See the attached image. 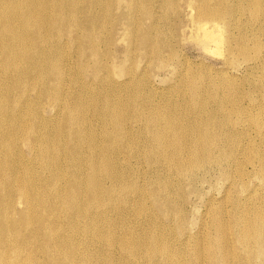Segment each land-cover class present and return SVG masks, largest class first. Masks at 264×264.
<instances>
[{"label": "bare ground", "instance_id": "bare-ground-1", "mask_svg": "<svg viewBox=\"0 0 264 264\" xmlns=\"http://www.w3.org/2000/svg\"><path fill=\"white\" fill-rule=\"evenodd\" d=\"M152 1L0 0V264H264V95L184 74L176 88L190 101L154 95V70H133L137 54L166 70L177 51L144 28L155 27ZM186 7L194 41L223 46L227 68L240 54L264 68V0ZM120 25L134 29L132 68L111 49ZM126 90L141 99L146 133L130 125ZM213 177L224 195L193 234L188 205Z\"/></svg>", "mask_w": 264, "mask_h": 264}, {"label": "rangeland", "instance_id": "rangeland-1", "mask_svg": "<svg viewBox=\"0 0 264 264\" xmlns=\"http://www.w3.org/2000/svg\"><path fill=\"white\" fill-rule=\"evenodd\" d=\"M180 1V0H179ZM182 1V2H181ZM180 1V4H179V2H178V0L177 1H175V4H176V2H178V6H175V5H173V9L171 8V9H169V7H170V4L168 5V7L166 8V9H163L162 8V3H161V1L160 0H153L152 1V4H151V7H152V12H153V17H154V20H155V27H152V20H147L146 22L144 21V23L145 24H143V26H144V28L147 30V29H149L148 31L149 32H153L152 34L155 36V39L157 40V41H159L161 44L162 43H173L174 44V49H175V51H177V57H176V60L173 62V64H172V67H173V69H172V67H170L169 69H166V70H156V69H154V64H155V62H156V60H154V57L151 59V57H150V60H149V55H148V57L145 55H141L140 57H139V54H137V58H139V60H138V62L136 61V63L135 64H133V62H132V59H128V61L126 60L127 58H126V51L125 50H127V48H128V44H129V34H128V31H130L131 30V26H130V30H129V27L128 26H126V29H125V27L124 26H122V25H120V26H118L117 28V33H115V37H116V39H115V42H114V45L111 47V49H112V52H116V53H118V54H116L115 52H114V55L117 57V56H119V57H117L118 59V62L120 63L121 61H127V63L126 64H128V65H126V66H128L129 68H132L133 67V65H136L135 67H133V70H135L136 71V73L138 72V71H140V70H142L143 68H145L146 66H147V68H152V69H150V70H154V75H152L151 76V85H152V89L153 90H151L152 92H154V95L156 94V91H157V93H161V92H164V93H166V92H168V94L170 93V95H171V98L175 101V103H177V102H179V103H181V102H183L182 101V98L185 100V101H190V96L188 95V94H183V93H179V92H177L178 90H177V82H179V80H181V77H182V75H183V79H186V80H191V79H196V81L197 82H199V84H203V83H206V81L207 82H211V80H212V82L214 83V82H221L222 80H224V78L225 79H227V80H229V79H233L235 82H238L237 84H239V86L241 85V87L240 88H242V90L241 91H244V92H248L249 90V93H251L252 94V96H256L255 97V99L256 100H259L260 102H262V97L260 96L261 94H263L264 95V68L262 69L261 67H254V68H248V65H249V63H245V61H244V58H242V55L240 54V55H238V56H236L237 58H236V62L238 63H235V64H233V65H228V68H227V65H226V62L223 60V59H225V57H224V54H226V50H224L223 48V46H221L220 47V50L219 49H217L216 50V52L215 51H207L206 49H204L202 46H201V44L200 45H198L199 44V42H197L196 40V42L194 41V39L196 38L195 36H196V34H193V33H195L194 31H193V23L190 21L191 20V18H189V17H191V15L188 17V15L189 14H192L193 15V13H194V10L192 11L190 8H187L186 7V2H187V0H181ZM189 1V0H188ZM185 4V5H184ZM172 6V5H171ZM175 6V7H174ZM182 6L183 8H184V10H185V12H184V10L182 9V11H181V14H177V12H178V9L180 8V7ZM117 6H115V8H116ZM178 7V9H176ZM114 8V9H115ZM172 10L174 11V12H172ZM179 10H181V8L179 9ZM190 10L192 11V12H190ZM115 12V11H114ZM166 12H167V14L168 15H166ZM173 14V15H172ZM166 15V16H165ZM171 15V16H170ZM175 15V16H174ZM139 16V15H138ZM246 16V17H245ZM249 16L250 15H244V19L246 20H249L250 18H249ZM140 17V16H139ZM142 17V16H141ZM152 17V18H153ZM167 18V20H166V18ZM169 17V18H168ZM181 17V18H180ZM187 17V18H186ZM180 18V19H179ZM179 19V20H178ZM158 20V21H157ZM160 20V21H159ZM169 20V21H168ZM172 20V21H171ZM174 20V21H173ZM181 20V21H180ZM150 21V22H149ZM167 21V22H166ZM176 21H178V22H176ZM180 21V22H179ZM184 21V22H183ZM187 21V22H186ZM188 21H189V23H188ZM169 22V23H168ZM249 22V21H248ZM157 23V24H156ZM176 23V24H175ZM178 23H179V25H178ZM181 23V24H180ZM192 23V24H191ZM168 24V25H167ZM175 26H174V25ZM186 24L187 25V28H186V25L184 26V25ZM157 25V26H156ZM179 27H178V26ZM183 25V26H182ZM142 26V27H143ZM165 26V27H164ZM168 26H170V27H168ZM172 26V27H171ZM191 26V27H190ZM152 27V28H151ZM156 27H158L157 29H156ZM166 27H168V28H166ZM176 27V28H175ZM150 28H151V30H150ZM155 28V29H154ZM166 28V29H165ZM179 28H181L182 29V31L179 29ZM192 28V29H191ZM128 29V30H127ZM163 29V30H162ZM168 29V30H167ZM187 29V30H186ZM244 32H247L248 31V29H247V27H246V25L244 26ZM126 30H127V33H126ZM134 29H132L130 32H132ZM153 30V31H152ZM156 30V31H155ZM173 30H175V31H173ZM155 31V32H154ZM159 31H161V32H159ZM179 31V32H178ZM188 31L189 32H191V34L190 33H188ZM157 32V33H156ZM165 33V35H164V33ZM183 32V33H182ZM193 32V33H192ZM157 35H156V34ZM168 33H170L169 34V37H168ZM172 33V34H171ZM173 33H175L176 35H174ZM178 33H180V34H178ZM248 33H250L249 31H248ZM122 34V35H121ZM127 36V38L124 36ZM159 34V35H158ZM178 34V35H177ZM184 34V35H183ZM190 34V35H189ZM167 35V36H166ZM123 36V38H121ZM156 36H158V38L156 37ZM161 36H165L164 38L163 37H161ZM182 38H181V37ZM190 36H193V38L192 39H190L191 37ZM120 37V38H119ZM172 37H174V38H172ZM185 37V39H183ZM187 37H190V38H187ZM118 38V39H117ZM162 38V39H161ZM168 38L171 40V42L168 40ZM119 39L121 40V39H123L122 41H119ZM126 39V40H125ZM181 39V40H180ZM264 39V38H263ZM127 40H128V42H127ZM164 40V41H163ZM179 42H177V41ZM124 41V42H123ZM126 41V42H125ZM181 41V42H180ZM175 42V43H174ZM177 42V43H176ZM127 44V45H126ZM172 44V45H173ZM125 45H126V47H125ZM139 46H142L141 44H139L138 45V47ZM114 48V49H113ZM213 48H215V47H213ZM119 49H120V51H122V53L121 52H119ZM216 49V48H215ZM224 50V51H223ZM125 51V52H124ZM217 51H220V52H217ZM124 52V53H123ZM215 52V53H214ZM225 52V53H224ZM122 55H121V54ZM222 53V54H221ZM224 53V54H223ZM123 54H124V56H123ZM167 52L166 53H164V56H166L167 57ZM219 54V55H218ZM239 54V53H238ZM223 55V56H222ZM223 57V58H222ZM143 58H145V60L143 59ZM147 58V59H146ZM240 58V59H239ZM123 59V60H122ZM143 59V60H142ZM242 59H243V61H242ZM137 60V59H136ZM149 62H148V61ZM237 60H239V62L237 61ZM142 61L144 62V63H142ZM147 61V62H146ZM177 61V62H176ZM241 61V62H240ZM142 64H141V63ZM151 62V63H150ZM152 62H153V64H152ZM182 62H184V63H182ZM224 62V63H223ZM131 63V64H130ZM138 63V64H137ZM140 63V64H139ZM146 63V64H145ZM148 63H150V64H148ZM180 63V64H179ZM182 63V64H181ZM133 64V65H132ZM177 64V65H176ZM237 64V65H236ZM242 64H243V66H242ZM142 65V66H141ZM146 65V66H145ZM153 65V66H152ZM132 66V67H131ZM138 66H140V67H138ZM144 66V67H143ZM182 66V67H181ZM239 66V67H238ZM127 67V68H128ZM137 67H138V69H140V70H138L137 71ZM176 70H175V69ZM248 68V69H247ZM183 71H182V70ZM253 69H254V71H253ZM259 69H261V70H259ZM175 72H174V71ZM248 70V71H247ZM256 70V71H255ZM114 71H118V69H114ZM156 71V72H155ZM167 71V72H166ZM172 71V72H171ZM162 72V73H161ZM175 74H174V73ZM179 72V73H178ZM183 72V73H182ZM157 73V74H156ZM165 73V74H164ZM173 73V74H172ZM249 73V74H248ZM163 74V75H162ZM178 74V75H177ZM179 74L181 75V76H179ZM256 74V75H255ZM158 77H157V76ZM167 75H168V77H167ZM171 75V76H170ZM173 75H175V77H173ZM222 75H224V76H222ZM245 75H247V76H245ZM117 76H119V75H117ZM117 76L115 75L114 76V78H117ZM155 76V77H154ZM177 76V77H176ZM185 76V77H184ZM163 77V78H162ZM227 77V78H226ZM232 77V78H231ZM235 77H237V78H235ZM239 77V78H238ZM243 77H248V79L246 80V78H243ZM250 77V78H249ZM252 77V78H251ZM156 78H159V79H155ZM163 79V80H161V79ZM174 78H175V80H174ZM179 78V79H178ZM221 78H223V79H221ZM242 78H243V80H242ZM254 78V79H253ZM258 78V79H257ZM153 79H154V81H153ZM167 79V80H166ZM171 81H170V80ZM240 79H241V81H240ZM245 79V80H244ZM263 80V81H260V80ZM174 80V81H173ZM251 80V81H250ZM254 80V81H253ZM257 80L258 81H260V82H262V84L260 83V82H258V84H257ZM128 81V82H127ZM125 83H129V80H126L125 81ZM154 83V84H153ZM173 83H174V85H173ZM212 83V84H213ZM240 83H242V84H240ZM250 83H252V84H250ZM249 84V85H248ZM171 85V86H170ZM173 85V86H172ZM204 85V84H203ZM251 85H253V86H251ZM261 86L260 88L258 87V86ZM250 86V87H249ZM154 87H156V88H154ZM171 87V88H170ZM172 87H173V90H172ZM256 87V88H255ZM246 88V89H245ZM262 88V89H261ZM169 89H171V91H169ZM247 90V91H246ZM254 90V91H253ZM161 91V92H160ZM127 93H129V92H127V90H126V92H125V95H124V100H126V110H127V112H126V114L129 112L130 113V125L132 126V128L134 127V130H139V131H141V130H143L145 133H146V131H145V117H144V115H143V113L142 114H139L138 113V109L140 108V105H139V102H140V98L137 96V95H135V94H127ZM257 93H258V95H257ZM158 96H156L155 97V101L157 102V100H158V102H161L160 100H161V98L160 99H158L157 98ZM156 98H157V100H156ZM258 102V101H257ZM56 103H58L56 100H51V102H46L45 101V104L43 105V106H45V108L44 109H46L47 110V112H46V116H48V117H51V116H54L55 115V113H57L56 112V108H48V106L49 105H51V106H54V104H56ZM262 103H264V101L262 102ZM49 109V110H48ZM55 112H54V111ZM54 112V113H53ZM64 112V113H63ZM62 112V114H64V116L66 115V112H65V110ZM51 113V114H50ZM64 116H61V117H63L64 118ZM66 117V116H65ZM94 122H97L98 124H100V125H103L102 124V121L101 122H99V121H94ZM144 133V134H145ZM20 147L23 149V151H24V154H28L29 153V151H28V149H27V147H26V144H25V142L23 141V140H21V144H20ZM89 158H92L91 156H89ZM16 166H18V165H16ZM20 166V165H19ZM216 177H213L212 179H211V185H212V187L210 186V184L209 183H206V184H204V185H199V188H201V192L203 193L202 194V196L203 197H201V198H198V197H192V201L189 203V205H188V210L190 211V212H192V210H193V213H189L190 214V217H191V219H192V223H191V230L193 231V234H197V230H198V227L200 226V223H201V221H200V217L206 212V209H207V207H208V204L210 203V201H212V200H217V202L219 201V199H221V197L224 195V192H223V188L221 189V183H222V179L221 178H216ZM208 184V185H207ZM201 186V187H200ZM202 187H204V188H202ZM210 187L212 188L211 190H210ZM220 188V189H219ZM219 190V191H218ZM221 191V192H220ZM221 194V195H220ZM211 195V196H210ZM213 196V197H212ZM215 196V197H214ZM207 198H209V199H207ZM214 198V199H213ZM193 199H196V200H193ZM208 201V202H207ZM193 202V203H192ZM191 204V205H190ZM193 205H195V206H193ZM190 207H193L192 208V210H191V208ZM206 207V208H205ZM196 210H197V212H196ZM194 214V215H193ZM192 216H195V217H193L192 218ZM194 227V228H193ZM195 229V230H194ZM196 231V232H195ZM139 232V231H138ZM195 232V233H194ZM116 254H118L117 252H116Z\"/></svg>", "mask_w": 264, "mask_h": 264}]
</instances>
